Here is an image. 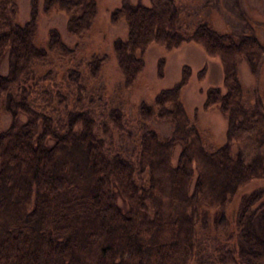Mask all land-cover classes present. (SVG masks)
<instances>
[{
	"label": "trees",
	"instance_id": "obj_1",
	"mask_svg": "<svg viewBox=\"0 0 264 264\" xmlns=\"http://www.w3.org/2000/svg\"><path fill=\"white\" fill-rule=\"evenodd\" d=\"M33 1L28 18L18 22L15 0H0V60L6 56L0 109L9 114L0 128V264H199L197 256L203 264L264 261V186L240 193L230 218L225 212L239 187L264 177V104L256 92L244 98L235 63L242 57L256 74L264 42L251 30L220 32L204 20L182 30L180 17L189 11L175 0H120L110 11L111 21L125 24L110 43L123 89L142 70L150 42L168 49L191 41L217 59L220 84L206 86L202 100L225 116L224 140L213 145L179 98L188 64L149 101L138 100L131 122L98 85H86L82 67L96 79L105 52L76 61V45H67L54 26L43 45L34 42ZM40 6L62 11L74 36L88 31L95 14L94 0H40ZM49 51L67 63L59 74L48 66ZM35 65L44 69L33 77ZM203 74L204 65L195 76ZM151 119L169 122L164 137L147 125ZM111 129L132 136L129 152L109 149ZM201 204L214 209L215 236L203 233ZM207 244L213 254L202 251Z\"/></svg>",
	"mask_w": 264,
	"mask_h": 264
},
{
	"label": "rangeland",
	"instance_id": "obj_2",
	"mask_svg": "<svg viewBox=\"0 0 264 264\" xmlns=\"http://www.w3.org/2000/svg\"><path fill=\"white\" fill-rule=\"evenodd\" d=\"M95 14L87 32L80 36H74L65 30V14L55 8L43 10L40 0H35V28L33 40L38 45H43L46 38V30L54 26L62 40L67 45L75 44L74 59L86 58L90 52H105L106 59L100 66L98 77L90 78L86 74V69L82 67V72L86 78L87 86H99L101 95L111 103H118L122 106L126 117L132 122L135 116L136 104L139 99L149 101L158 88L167 86L178 78L179 68L182 63L190 67V76L179 90V98L182 102L191 122L198 128L201 137L207 143L217 145L224 140L225 116L219 109L212 105L203 107L204 88L212 84H220V68L215 57L206 55L201 47L191 41H185L173 48L165 49L156 42L148 43L143 50V68L135 78L133 84L126 89L119 83V73L115 67L114 57L111 52L110 43L115 36L125 33V24L122 18L114 21L110 20V11L114 9L120 0H94ZM130 3H148V0H128ZM183 3L188 8V15H181L180 28L185 30L197 20L206 21L217 31L241 32L251 30L256 37L264 42V0H175ZM33 0H15V20L22 22L28 18L30 5ZM65 59L57 53L49 51L48 66L55 73L59 74L67 64ZM6 56L3 54L0 60V71L5 70ZM236 75L243 89V96L252 99L253 94L258 93L264 104V54L262 56L258 72L252 74L242 57L236 59ZM160 67L158 69V65ZM204 65V74L201 79L196 78V70ZM44 67L35 65L33 77L42 73ZM157 70H160L158 73ZM24 115L18 113L17 120L22 121ZM9 121V114L0 109V128ZM147 125L156 130L164 137L169 130V122L165 119L148 120ZM109 149L123 150L129 152L132 148L133 138L123 130L111 129ZM234 144H231V151H234ZM178 150V143L172 146L171 161L174 160ZM143 174V173H142ZM145 177V175H142ZM253 186H264V177L254 178L241 187L231 197L226 207V215L231 216L240 193ZM115 202L121 209L126 208V203L117 193L114 194ZM204 208V209H203ZM199 209L205 211L206 218L203 233L217 235L212 223L213 208L200 205ZM229 231L233 229L232 224L227 227ZM198 233L200 229L197 228ZM220 237V235H218ZM206 255L213 254V245H205ZM214 256V255H213ZM213 256H210L213 258ZM207 259V257H206ZM199 264L206 261L201 256H197ZM208 261V260H207ZM206 264H211L210 261ZM264 264V261L256 263Z\"/></svg>",
	"mask_w": 264,
	"mask_h": 264
}]
</instances>
